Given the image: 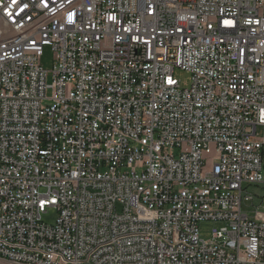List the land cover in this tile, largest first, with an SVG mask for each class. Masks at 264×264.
I'll return each mask as SVG.
<instances>
[{"label":"built area","instance_id":"2783aa9c","mask_svg":"<svg viewBox=\"0 0 264 264\" xmlns=\"http://www.w3.org/2000/svg\"><path fill=\"white\" fill-rule=\"evenodd\" d=\"M251 185L264 0H0V259L264 264Z\"/></svg>","mask_w":264,"mask_h":264},{"label":"rangeland","instance_id":"374dc122","mask_svg":"<svg viewBox=\"0 0 264 264\" xmlns=\"http://www.w3.org/2000/svg\"><path fill=\"white\" fill-rule=\"evenodd\" d=\"M40 64L42 68L46 71H50L53 66V51L51 50L50 46H45L42 51V56L40 58ZM175 77L180 81V84L182 87H187L190 84V75L181 70V69H175L174 72ZM262 134V129L259 128L257 130V135ZM245 187V185H244ZM247 192L251 195H253V206L250 205V202H244L243 203V209H246L248 211H251L254 209V206H258V210L262 213H264V208L262 205H264V200H261V195L263 193L262 188L258 186H248ZM57 217V211L54 208H47V211L42 215V221L47 224H53L55 222V219ZM222 226V223L219 221H204L199 223V234L200 237L207 240L211 237L212 229L219 228ZM0 264H12L8 261L0 259Z\"/></svg>","mask_w":264,"mask_h":264},{"label":"snow or ice","instance_id":"6c2138e0","mask_svg":"<svg viewBox=\"0 0 264 264\" xmlns=\"http://www.w3.org/2000/svg\"><path fill=\"white\" fill-rule=\"evenodd\" d=\"M16 2H17V0H13V3H16ZM21 11H23V9H21ZM226 23H231V22L230 21H226Z\"/></svg>","mask_w":264,"mask_h":264}]
</instances>
